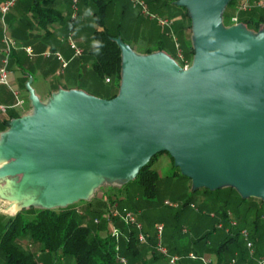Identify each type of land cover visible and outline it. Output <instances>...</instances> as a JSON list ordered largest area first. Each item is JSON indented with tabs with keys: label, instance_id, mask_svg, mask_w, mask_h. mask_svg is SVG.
Masks as SVG:
<instances>
[{
	"label": "water",
	"instance_id": "water-1",
	"mask_svg": "<svg viewBox=\"0 0 264 264\" xmlns=\"http://www.w3.org/2000/svg\"><path fill=\"white\" fill-rule=\"evenodd\" d=\"M229 0H176L187 9L193 55L139 54L119 36L121 79L111 98L59 89L47 103L26 84L32 112L0 139V200L13 213L87 199L123 184L166 152L191 186H231L264 200V27L225 26Z\"/></svg>",
	"mask_w": 264,
	"mask_h": 264
},
{
	"label": "rangeland",
	"instance_id": "rangeland-1",
	"mask_svg": "<svg viewBox=\"0 0 264 264\" xmlns=\"http://www.w3.org/2000/svg\"><path fill=\"white\" fill-rule=\"evenodd\" d=\"M123 5L126 6L125 13L129 14V17L132 18V23L138 26V29L144 28L145 31L148 29L149 33L155 34V36L162 31V28L157 25L156 20H148V17L141 14L139 9L136 8L135 10L126 3ZM255 12L264 15V8L239 12L238 17L239 19H244L252 16ZM231 14V7H226L223 12V18L228 21ZM107 22L121 25L120 37L125 43H131L130 39L132 38L137 41L138 47L131 46L134 52L143 51L144 47L153 48L152 41L146 38L148 32L139 34L138 31L137 33L133 32V34L130 32V35L127 34V32L132 31L128 27L125 29L127 20H118V18L110 16ZM166 31V34H168V29ZM69 32L73 33L72 31ZM66 34L63 40L67 44ZM161 34L163 35V33ZM75 35H78L76 30L73 36ZM161 38L163 40L166 39V37ZM72 40L76 45L75 37ZM80 44L84 47H89L87 40L81 41ZM168 51L171 56H174L173 46L172 49L168 48ZM64 80L72 81L73 79L65 74L52 78L54 82L51 83L63 85ZM29 81H32L31 76L29 77ZM78 81L82 89L98 97L107 98L116 91L112 82L105 83L100 76L85 67H82L80 70ZM37 84L34 83V85ZM48 86L49 81L46 82L42 79L41 87H43V92H38V99L41 102H48V98L45 96L46 91H44ZM158 156H160V161L155 163L158 177L154 194L150 198L143 197L141 189L134 184L121 186L117 181L104 180L88 195L87 199L78 200L74 203L78 212L83 216L82 222L94 226L93 219L97 218L100 222L99 224H102L105 221L103 216L104 211L107 210L108 206L114 204L118 207H127L136 213L138 219L143 224L144 231L148 232L145 225L152 228V234L150 235L148 232L150 244L154 243V226L157 223H162L163 232L160 242L167 247L169 253L180 257L176 264H202L199 259H189L186 257V254L190 251L196 255L209 254V256L216 259L219 244L221 241H224L228 229L230 232H236V235L235 239L228 242L224 250L219 249L226 261L232 258L239 260L243 256H246L249 260L247 264H256L255 259L264 257V204L260 203L259 198L247 197V199L240 201L234 192V188L227 185L220 187L217 191H209L203 188L193 189L190 179L182 176L179 169L177 170L171 166L168 154L160 153ZM113 196L119 197V200L118 198L113 199ZM216 197H218L217 202H215ZM219 198L225 202L224 207L227 209L226 217H221L218 210H216ZM164 200L171 202L173 205H165L163 203ZM0 206H2L1 202ZM37 208V206L26 208V217L33 214ZM12 214L13 211H8L5 214L0 212V235L4 229L7 217ZM230 219L234 221V225L230 223ZM218 223L221 224L220 227L217 226ZM243 228L248 231L249 239L252 241V254H250V250L245 246V241L239 233ZM183 229L185 231H182ZM98 230H100L99 234L103 236L107 231V227L103 226L102 228L100 226ZM148 244H139V247H137V258L132 263L167 264V258L155 252L151 245ZM12 245L23 254H31L37 264H72V256L70 255H60L57 252H40V246L34 243L28 236L14 240ZM0 264H7L1 251ZM114 264L121 263L116 260ZM127 264H131V260Z\"/></svg>",
	"mask_w": 264,
	"mask_h": 264
},
{
	"label": "trees",
	"instance_id": "trees-1",
	"mask_svg": "<svg viewBox=\"0 0 264 264\" xmlns=\"http://www.w3.org/2000/svg\"><path fill=\"white\" fill-rule=\"evenodd\" d=\"M171 0L170 5L183 9L187 14V26L190 27V17L188 11L183 6H178ZM236 0H229L226 7L233 8ZM95 11L93 12V21L102 27V29H93L91 37L93 43L100 41L103 47L100 49L99 54L93 47V44L82 52V58L90 59L91 71L100 76L103 80L107 77L109 82H112L116 88V91L109 97L115 96L118 91L120 79H121V55L120 49L112 39V37L120 36L119 33L110 32L106 26H104V7L105 3L101 0H94ZM38 5V4H37ZM225 10V9H224ZM223 10V12H224ZM36 20L39 23L45 24L56 20L53 15L49 16L51 10L42 9L40 7L35 8ZM222 12V23L227 26L230 25V19L226 21L223 18ZM255 13L239 21L245 23L246 27L257 32L260 28L264 27V15L258 14L255 17ZM51 17L52 19L47 18ZM183 22L172 19V35L182 49L186 59L191 61L193 55V48L191 40L184 38ZM122 39V38H121ZM163 50L162 45L147 49L145 53ZM175 58V53L174 56ZM9 124V123H7ZM166 153V152H160ZM160 153L153 155L147 164L143 166L135 175L134 178L121 184V186L134 184L141 189V195L146 198H150L154 194L156 180L158 177L156 169L152 167L154 160ZM167 154V153H166ZM170 157V156H169ZM171 166H174L173 159L170 157ZM181 174V173H180ZM182 175V174H181ZM183 176V175H182ZM189 179V178H188ZM205 190H209L203 188ZM220 188L209 190L217 191ZM233 190V188L230 187ZM234 192L239 197L240 201L247 198H242L234 189ZM113 199L118 198L113 196ZM215 198V202H217ZM212 199V198H211ZM114 201V200H112ZM260 203L264 204V200L259 199ZM225 202L219 198L217 209L221 217L227 216V209L224 207ZM26 208H22L12 215L8 216L5 222L4 229L0 235V251L5 257L7 264H37L31 254H23L12 245V242L18 238L28 236L34 243L38 244L40 252H57L60 255L72 256V264H114L117 260L114 251V239L105 232V235L99 234V227L103 226L106 228V221L94 222V226L82 222V214L78 212L73 204L57 207V208H37L34 213L29 217H26ZM99 217V215H98ZM94 220V219H93ZM115 224L120 227L123 231L128 233V241L124 239L120 240V253L126 258L127 263L131 260L134 261L138 254V243L135 237V231L127 228L119 221L115 220ZM210 233V232H208ZM236 232H230L227 230L224 241L219 244V249H225L228 242L235 239ZM217 250L215 264H225V257L221 254V251ZM246 256H243L244 258Z\"/></svg>",
	"mask_w": 264,
	"mask_h": 264
},
{
	"label": "crops",
	"instance_id": "crops-1",
	"mask_svg": "<svg viewBox=\"0 0 264 264\" xmlns=\"http://www.w3.org/2000/svg\"><path fill=\"white\" fill-rule=\"evenodd\" d=\"M3 1L5 0H0V3ZM101 1L105 3L103 13L104 26H106V28L112 33H119L120 35L121 25L117 23L116 25H114L111 22L108 23V17L112 16L118 18V20L125 19L127 20L125 29L128 27L132 30L127 32L128 35H130V32L131 34H133V32L137 33L138 31L139 34L148 32V36L146 38L152 41L153 47H157L161 44L163 51L167 52L169 55L171 54L169 53L168 48L172 49L173 46L172 19L183 22L184 38L190 39L191 37L190 27L188 28L187 26L186 12L183 9L176 8L170 5L169 2L171 0H144L151 12L156 13L160 17H165L171 20L170 35L166 34L167 28L165 29V27L160 26L156 22L157 25L162 28V31H160L156 36L155 34L149 33L150 31L148 29H146V31L144 28H141V30L140 28L138 29V26L132 23V18L129 17V14L125 13L126 6H124L123 4L126 3L128 4V6L135 10L137 7L133 6L129 0ZM38 7L51 10L49 16L53 15L56 20L50 23H45L43 25L42 23H39L36 20L34 11V9ZM95 8L96 7L94 4V0H78L77 15L76 18L71 21L72 10L70 0H16L15 3L5 13L4 24L6 27V31L16 41L17 47L13 49L8 64L10 69L9 84H0V104L7 106L13 105L16 97L22 100V103L20 106L10 107L4 113H0V139L2 134L8 129L9 124L7 123H9L10 120L19 116L30 114L32 112L29 93L26 87L27 83H29L35 95L38 97V94L40 92H43V87H41V80L43 79L46 82L49 81V86L44 89V91H46L45 96L48 98V100L51 95L53 93H56L59 89H82V86L78 81L80 78V70L82 69V67L90 69V59L82 58V54L80 56L73 57V50L64 42L63 38L66 32V35H68V33H70L69 31H72L73 33L71 34V36L72 38L75 37L76 45L82 49V52L86 50L87 47L82 46L80 44L81 41L87 40V43L89 42V46H91L93 44V39L91 37L93 29H102L101 26L97 25L93 21V12L95 11ZM232 10L233 8H231V12L233 13L234 10ZM255 14V17H257L258 12H255ZM46 17L52 19L51 17ZM147 19L154 21L150 18ZM75 30L76 32H78L77 36H73ZM2 33L3 29L2 24L0 23V50L2 46ZM161 33H163V35ZM161 37H166V39L163 40ZM130 41L131 43L129 44L131 45L128 44L130 47H138V43L135 39L132 38L130 39ZM25 46L31 49L32 55H28L22 49V47ZM147 49L151 48L144 47L143 51H140L138 53L145 54V51ZM44 51L60 52L63 58L68 60L67 66L64 69H61L60 62L54 56H44ZM65 74L67 76H70L73 80H64L63 85L59 83H51L54 82L52 81V78L60 77ZM30 76L32 77V81H29ZM34 83L38 84L34 85ZM158 161H160V156H158L153 162L154 165H152V167L154 169H156L155 163ZM0 202L2 205L0 206L1 213L5 214L8 211H12V208L9 207L7 202L3 200H0ZM145 226V228L151 235L152 228H150L148 225ZM248 261L249 260L247 259V257H244L239 260L235 259L234 264H247ZM229 263L230 260L225 262V264Z\"/></svg>",
	"mask_w": 264,
	"mask_h": 264
},
{
	"label": "built area",
	"instance_id": "built-area-1",
	"mask_svg": "<svg viewBox=\"0 0 264 264\" xmlns=\"http://www.w3.org/2000/svg\"><path fill=\"white\" fill-rule=\"evenodd\" d=\"M16 0H5L0 3V23L2 24V37H1V50H0V84H9V75H10V69H9V60L10 56L12 54L13 49H15L17 46L16 41L7 33L6 27L4 24V15L9 10V8L15 3ZM131 4L139 9V12L143 14L144 16H147L150 19L156 20V22L169 30L168 34L171 33V20L165 17H159L155 13L151 12L145 3L144 0H129ZM71 2V21H73L76 18L77 15V4L78 0H70ZM256 8H264V0H236L233 6L234 12L229 17L231 24L239 22L238 13L239 12H246L251 11ZM67 44L68 46L73 50L72 56H80L82 54V49L75 45V43L72 40L71 33H68L67 37ZM173 40V47H174V53L175 58L174 60L182 67L187 68L190 64V61L185 58L184 53L182 49L180 48L179 44L175 40L174 36L172 35ZM22 49L28 54L32 55V51L29 47H22ZM43 55L46 57L54 56L59 62L61 69H64L67 64L68 60L64 59L63 56L58 51H44ZM105 82H109V78L104 79ZM22 103V100L18 99L16 97L15 102L13 105L7 106L0 104V113H4L8 108L10 107H16L20 106ZM165 205H173L171 202L164 200L163 202ZM104 218L107 224V231L108 234L114 239V251L116 259L121 264H127L126 258L120 253V240L124 239L125 241H128V233L123 231L120 227H118L115 224V220L119 221L121 224L127 228V232L130 231V229H133L135 231V237L138 243L141 244H148V238L149 235L146 231H144V227L142 222L138 219L136 213L129 210L127 207H118L114 204H111L108 206L107 210L104 213ZM94 222H97L98 219L94 218ZM230 223L234 225V221L230 219ZM218 227L221 226L220 223L217 225ZM182 231H185L183 229ZM163 232V224L157 223L154 226V243L148 244L151 245V247L154 249L155 252L165 256L167 258V264H176L177 260L180 258L176 254L169 253L166 246H164L160 240L161 235ZM241 236L243 237L245 241V246L250 250V254H252V241L249 239V233L246 229H241L239 231ZM186 257L189 259H199L202 264H215L216 259L209 255H196L193 252H188L186 254ZM256 264H264V257H258L255 259ZM235 259H231L229 264H234Z\"/></svg>",
	"mask_w": 264,
	"mask_h": 264
},
{
	"label": "clouds",
	"instance_id": "clouds-1",
	"mask_svg": "<svg viewBox=\"0 0 264 264\" xmlns=\"http://www.w3.org/2000/svg\"><path fill=\"white\" fill-rule=\"evenodd\" d=\"M93 47H94V49L96 50V53L99 54V51H100V49L103 47V44H102V42H100V41H95V42L93 43Z\"/></svg>",
	"mask_w": 264,
	"mask_h": 264
}]
</instances>
